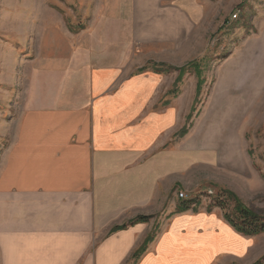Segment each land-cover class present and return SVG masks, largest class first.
<instances>
[{"label": "crops", "instance_id": "0c3cea01", "mask_svg": "<svg viewBox=\"0 0 264 264\" xmlns=\"http://www.w3.org/2000/svg\"><path fill=\"white\" fill-rule=\"evenodd\" d=\"M208 6L207 0H106L94 25L162 26V42L179 50L196 33L206 38ZM51 29L38 41L26 107L0 147V264H251L260 258L264 233L242 235L206 212L199 215L203 228L194 221L161 223L132 261L151 223L108 233L152 214L162 201L166 152L156 138L162 119L152 117L149 98L123 96L134 95L138 83L128 82L122 96L111 92L119 52L99 46L112 38L107 30L80 34L74 45Z\"/></svg>", "mask_w": 264, "mask_h": 264}, {"label": "rangeland", "instance_id": "374dc122", "mask_svg": "<svg viewBox=\"0 0 264 264\" xmlns=\"http://www.w3.org/2000/svg\"><path fill=\"white\" fill-rule=\"evenodd\" d=\"M105 1L0 0V147L26 107L42 35L58 29L76 45L80 34L107 30L112 38L99 46L119 52L111 92L122 96L128 82L138 83L123 96L149 98L152 117L162 119V201L152 206L149 231L175 220L199 224L206 212L223 218L219 208L206 210L221 187L264 218V0H207L206 38L196 33L179 50L162 42V26L94 25ZM192 60L201 61L199 77L186 72L176 81L169 67ZM183 198L198 199L197 212L176 213Z\"/></svg>", "mask_w": 264, "mask_h": 264}, {"label": "trees", "instance_id": "16d2710c", "mask_svg": "<svg viewBox=\"0 0 264 264\" xmlns=\"http://www.w3.org/2000/svg\"><path fill=\"white\" fill-rule=\"evenodd\" d=\"M200 62L201 61L199 60H192L181 67L170 66L169 68L177 72L176 81H179V78L186 72L190 74H196L197 77H199L198 73L201 71ZM201 85L202 81L198 78L195 89L196 97L200 94L202 88ZM195 101L196 100H194V102ZM191 114L192 113L188 114V119L191 117ZM186 131L187 127H184L179 133L181 134L180 136L184 135ZM228 203H232L230 210L227 206ZM199 204L200 201L196 198L179 199L175 212L181 213L187 210L197 212ZM214 207L219 208L222 211L224 220L242 235L254 236L264 233V218L260 217L258 214L246 207L241 199L232 190L223 187L218 188L216 195L213 197L212 203L208 205L206 210L211 211V209ZM152 217V215H137L122 224L112 226L108 234L117 232L119 230H124L137 223L149 222ZM156 231L157 229L154 228L148 232L140 246L131 254L132 261H136L144 253L148 244L154 239ZM252 264H264V255H262Z\"/></svg>", "mask_w": 264, "mask_h": 264}, {"label": "built area", "instance_id": "2783aa9c", "mask_svg": "<svg viewBox=\"0 0 264 264\" xmlns=\"http://www.w3.org/2000/svg\"><path fill=\"white\" fill-rule=\"evenodd\" d=\"M237 14L236 13H233L232 17L233 18H236Z\"/></svg>", "mask_w": 264, "mask_h": 264}]
</instances>
